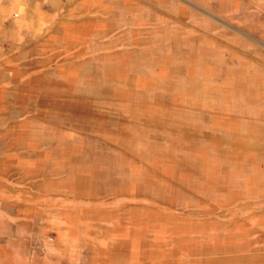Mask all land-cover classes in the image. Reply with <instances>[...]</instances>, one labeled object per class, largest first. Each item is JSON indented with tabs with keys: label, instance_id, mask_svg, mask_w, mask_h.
<instances>
[{
	"label": "rangeland",
	"instance_id": "374dc122",
	"mask_svg": "<svg viewBox=\"0 0 264 264\" xmlns=\"http://www.w3.org/2000/svg\"><path fill=\"white\" fill-rule=\"evenodd\" d=\"M116 9L0 91V264H264V0Z\"/></svg>",
	"mask_w": 264,
	"mask_h": 264
},
{
	"label": "crops",
	"instance_id": "0c3cea01",
	"mask_svg": "<svg viewBox=\"0 0 264 264\" xmlns=\"http://www.w3.org/2000/svg\"><path fill=\"white\" fill-rule=\"evenodd\" d=\"M116 0H27L20 16L0 20V91L24 89L36 77L83 58L84 38L115 20ZM107 25L106 35L115 34Z\"/></svg>",
	"mask_w": 264,
	"mask_h": 264
},
{
	"label": "built area",
	"instance_id": "2783aa9c",
	"mask_svg": "<svg viewBox=\"0 0 264 264\" xmlns=\"http://www.w3.org/2000/svg\"><path fill=\"white\" fill-rule=\"evenodd\" d=\"M15 15H17V14H15Z\"/></svg>",
	"mask_w": 264,
	"mask_h": 264
}]
</instances>
